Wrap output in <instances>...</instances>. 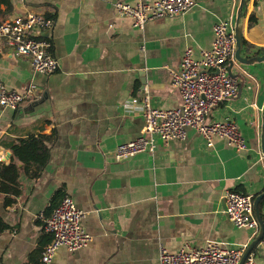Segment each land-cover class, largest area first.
Returning <instances> with one entry per match:
<instances>
[{"label": "crops", "instance_id": "0c3cea01", "mask_svg": "<svg viewBox=\"0 0 264 264\" xmlns=\"http://www.w3.org/2000/svg\"><path fill=\"white\" fill-rule=\"evenodd\" d=\"M10 2L12 11L3 21L35 13L55 22L42 36L51 38L59 67L52 75L34 74L7 47L0 55L7 89L21 92L29 82L37 87L34 98L16 110L0 108V162L12 157L7 142L54 136L41 176L29 180L21 174L15 204L0 205L9 226L0 234V264H26L43 245L44 211L57 193L85 212L82 226L91 242L77 252L59 248L49 264H159L161 247L170 253L209 243L249 247L256 237L229 222L223 196L233 190L255 198L264 191V63L243 67L233 58L228 67L238 83L237 96L207 117L234 122L245 151L220 139L208 148L188 129L184 141L156 139L152 153L121 162L113 158L114 149L137 138L143 125L138 108L124 105L146 93L153 107L177 108L180 97L171 74L184 50L191 48L198 58L210 49L213 25L228 20L234 27L240 0H194L185 14L148 22L142 30L113 9L134 0ZM240 25L242 56L246 51L264 55V3L249 0ZM261 213L263 218L264 203ZM251 253L255 264H264V238Z\"/></svg>", "mask_w": 264, "mask_h": 264}, {"label": "built area", "instance_id": "2783aa9c", "mask_svg": "<svg viewBox=\"0 0 264 264\" xmlns=\"http://www.w3.org/2000/svg\"><path fill=\"white\" fill-rule=\"evenodd\" d=\"M253 1L264 3V0ZM194 4V0H134L132 5L115 3L113 9L119 17L129 18L133 28L142 30L148 22L183 15ZM54 27L52 19L35 13L1 22L0 55L3 47H7L15 56L25 60L34 74H54L59 65L52 54L51 38L42 36ZM212 34L210 49L200 51L198 58L191 48L185 49L178 68L171 74V86L180 97L177 108L153 107L146 93L130 98L124 105L138 108L143 125L137 138L114 149L115 161L121 162L139 153H152L156 139L184 141L188 129L196 131L208 148L220 139L238 152L246 150L245 141L234 122L207 121L215 107L235 98L238 93V83L230 76L228 67L234 55L233 25L228 20L219 21L213 25ZM36 92L34 82H29L20 92L7 89L0 77V108L16 110L23 102L33 99ZM253 200L252 196L233 190L223 196L226 218L234 227L248 229L252 238L259 231L253 214ZM84 217L85 212L71 197L62 198L44 220V231L51 236V242L42 253L43 264H49L59 248L77 252L89 245L91 236L82 226ZM247 246L222 249L216 243H209L199 249L184 247L175 253L161 247L158 259L159 264H238ZM243 264H255L254 255L250 253Z\"/></svg>", "mask_w": 264, "mask_h": 264}, {"label": "trees", "instance_id": "16d2710c", "mask_svg": "<svg viewBox=\"0 0 264 264\" xmlns=\"http://www.w3.org/2000/svg\"><path fill=\"white\" fill-rule=\"evenodd\" d=\"M11 11L12 4L10 0H0V24ZM245 46L247 45L245 44ZM260 52L264 51L260 50ZM53 139V135H31L25 139L5 143L4 147L10 150L12 157L8 163L0 162V205L2 208L11 207L20 196L21 185L19 179L21 174L29 180H37L41 176L49 160L48 145ZM62 198L60 193H57L51 199L49 206L44 211L45 219L51 215ZM263 203L264 200L261 202L260 208ZM8 228L9 226L0 216V234ZM44 236L46 238L45 242L28 256L26 264H43L41 261L42 253L51 242L50 235L45 233Z\"/></svg>", "mask_w": 264, "mask_h": 264}, {"label": "water", "instance_id": "95a60500", "mask_svg": "<svg viewBox=\"0 0 264 264\" xmlns=\"http://www.w3.org/2000/svg\"><path fill=\"white\" fill-rule=\"evenodd\" d=\"M249 0H240L239 6L236 12L235 17V23L233 27V35H234V61L243 67H251L258 64L264 63V55L262 56H255L250 51L248 54L243 57L242 53L243 51V38H242V27L240 25L241 20L243 19L245 12H246V5ZM230 72V71H229ZM230 76L235 78L234 76ZM142 86H145V81H142ZM260 148H261V154L264 160V106L262 109V124H261V136H260ZM264 200V191L257 195L253 200V214L254 217L258 223L259 231L258 235L254 239V241L251 243V245L248 247L242 258L240 259L238 264H243L246 257L251 253L252 249L264 238V224H263V218L261 213V202Z\"/></svg>", "mask_w": 264, "mask_h": 264}]
</instances>
